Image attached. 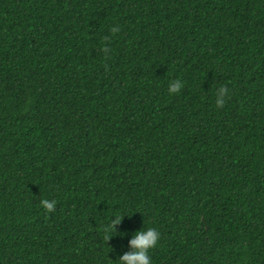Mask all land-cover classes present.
Listing matches in <instances>:
<instances>
[{
  "label": "trees",
  "instance_id": "1",
  "mask_svg": "<svg viewBox=\"0 0 264 264\" xmlns=\"http://www.w3.org/2000/svg\"><path fill=\"white\" fill-rule=\"evenodd\" d=\"M146 227L151 264H264V0H0V264Z\"/></svg>",
  "mask_w": 264,
  "mask_h": 264
},
{
  "label": "clouds",
  "instance_id": "2",
  "mask_svg": "<svg viewBox=\"0 0 264 264\" xmlns=\"http://www.w3.org/2000/svg\"><path fill=\"white\" fill-rule=\"evenodd\" d=\"M183 86V82L179 79L173 80L169 83L168 92L176 93ZM227 89L221 85L218 92L215 93V104L217 107L223 106ZM40 205L46 211H52L55 207L56 201L42 198L39 201ZM121 216L115 217L106 227V231L114 229V226L119 223ZM109 238V237H108ZM160 238V233L155 227L140 228L131 235L128 239V250L122 252L116 264H151L148 252L152 249Z\"/></svg>",
  "mask_w": 264,
  "mask_h": 264
}]
</instances>
